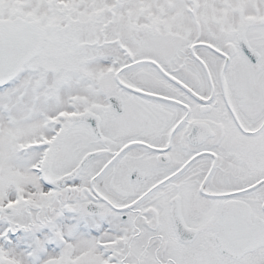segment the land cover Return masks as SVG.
Listing matches in <instances>:
<instances>
[{
    "label": "snow or ice",
    "instance_id": "snow-or-ice-1",
    "mask_svg": "<svg viewBox=\"0 0 264 264\" xmlns=\"http://www.w3.org/2000/svg\"><path fill=\"white\" fill-rule=\"evenodd\" d=\"M0 264H264V0H0Z\"/></svg>",
    "mask_w": 264,
    "mask_h": 264
}]
</instances>
